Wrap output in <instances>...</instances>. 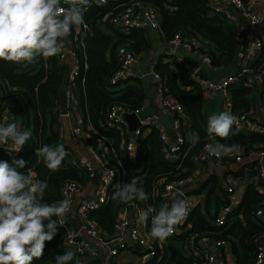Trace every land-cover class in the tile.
Wrapping results in <instances>:
<instances>
[{
  "label": "trees",
  "instance_id": "trees-1",
  "mask_svg": "<svg viewBox=\"0 0 264 264\" xmlns=\"http://www.w3.org/2000/svg\"><path fill=\"white\" fill-rule=\"evenodd\" d=\"M130 0H108L100 3L91 2L85 9V22L89 25L87 31H82L80 39L74 43L80 59L79 75L73 82L71 99L84 111V127L82 131L87 141L99 142L98 139L112 136L116 145L121 141L124 144L128 137L118 128H106V117L111 106L121 105L125 109H142L146 99V91L142 85L111 83V77L119 66L117 46L120 43L128 44L137 54L148 50L150 40L145 28L133 29L127 34L116 33V37L105 32L103 27L112 29L111 15L122 10ZM153 6L162 22V32L169 40L175 32L181 30L184 34L194 35L198 44L205 45L214 67L236 64L240 48L236 44L237 25L230 22L223 14L212 11L208 0H139ZM62 4L64 0H61ZM86 32V33H83ZM195 47V46H194ZM87 63V67L84 64ZM254 68L264 66V47L251 64ZM155 70L167 77L170 92L177 96L186 115L183 121L189 123V132H198L201 137L199 144L193 145L192 152L184 160L171 163L161 152L162 141L159 132L154 129L144 138H139L140 154L148 153L151 165L145 177L131 172L124 184L130 183L134 177L140 178L149 198L141 201L138 198L127 203L112 200V190L106 204L91 213V218L101 229L112 235L117 230L119 215L124 207L138 204L144 209L152 205L159 209L162 204L157 179L164 175L168 180L187 176L195 164L193 152H197L207 141V122L203 118L204 95L200 84L191 80L182 79L189 90L180 87L176 75L170 64L161 59ZM231 71V69H229ZM67 70L64 62L56 57L45 59L35 58L31 63H14L0 60V123L3 112L11 108L14 112L16 125L22 130H30L32 136L23 151L13 153L11 156L0 148V160L12 163L15 159H23L26 168L36 173V179L46 180L48 189L45 200L53 203L64 199L61 193L63 184L68 180H75L82 186L88 182V173L84 167L75 162L73 153L63 144V125L59 98L63 90ZM125 85V86H124ZM229 91L232 97V114L253 115L254 107L251 102L264 97L258 83L252 86L231 85ZM252 94V95H251ZM235 130V126H234ZM218 142L231 145L239 144L244 152L243 160L258 148H264V134L252 131L242 132L228 139ZM57 147L63 145L67 153L59 170L52 172L46 168L44 158L36 156V148L42 145ZM236 154V153H234ZM232 154V155H234ZM143 157V156H141ZM232 160V159H231ZM116 163V160L110 159ZM178 164H181L178 167ZM187 170V171H185ZM130 173V172H129ZM214 185L208 193L207 205L212 200L217 202L216 211L231 205L227 192L223 196L212 197ZM264 207V181L248 184L242 201L234 207L228 218L240 215L233 223L218 226L215 224L217 214L210 210L203 211L199 207L191 210L188 222L192 223L190 231L179 238L187 240L189 251H193L203 240L225 239L231 246L236 262L235 264H255L257 243L264 236V225L261 219L255 216V211ZM215 211V212H216ZM47 222H45L46 225ZM150 218L147 232L150 230ZM65 229L58 227V234L51 242H46L43 256L34 260L33 264H55L56 257L62 256L69 250L63 243ZM155 239V238H154ZM155 241H158L155 239ZM194 254H187L184 250L175 249L170 255L155 256L147 264H198ZM71 264H79L74 255ZM85 264H101L100 259L87 261Z\"/></svg>",
  "mask_w": 264,
  "mask_h": 264
},
{
  "label": "built area",
  "instance_id": "built-area-1",
  "mask_svg": "<svg viewBox=\"0 0 264 264\" xmlns=\"http://www.w3.org/2000/svg\"><path fill=\"white\" fill-rule=\"evenodd\" d=\"M106 2L108 0H100ZM259 3L264 5V0H259ZM61 6L67 7L66 4ZM208 6L212 11L223 14L230 22L237 25L236 32V44L241 49L240 52L245 53V59L242 61L239 69L236 72L228 73L224 77L213 79L210 77L203 76L201 69L196 66L190 60L176 56V61L181 65V77L184 80H191L197 82L209 92H220L224 97V109L232 113V97L229 91L231 85H246L252 86L254 83H258L264 92V66L254 68L251 64L257 58L260 50L264 47V12L258 10L255 7L254 1L248 0H208ZM240 18V19H239ZM145 23L151 28L157 29L162 32V22L157 10L147 4L144 1L130 0L125 4L124 8L111 15V27L116 33L127 34L133 29L145 28ZM85 26H79L80 30L87 31L89 25L85 22ZM163 33V32H162ZM80 39V32L76 33L71 39V43L77 42ZM171 47H173L172 53L177 52L178 49L191 50L194 46L201 47L198 44L197 38L191 34H184L181 30L175 32V34L168 40ZM69 51L64 48L59 58L62 62L68 61ZM117 55L119 60V66L111 77V83L117 84L123 82L130 77L133 70V64L137 61L136 52L126 43H120L117 46ZM206 61L211 64V60L208 54ZM87 67V63L84 64ZM71 67V66H70ZM68 69L67 75V103H72L71 93L73 82L79 75L80 65L76 64L72 68ZM155 77L159 84V90L161 91V104L162 107L171 111L175 114L174 116V127H175V141L169 143L168 139L162 134V150L164 153L170 154L172 160H182L186 158L193 150V145L189 143V123L183 121L186 113L179 103H173L169 98L164 95L165 86L164 78L159 73L155 74ZM70 111V108H69ZM125 113H134L139 116V126L128 136L127 142L124 144L125 151L131 153L135 148L139 147L138 139L153 123L154 116L145 114L141 115V109H125L119 104H115L110 107L106 123L107 126H119L122 125ZM69 112L66 114L68 115ZM63 115V114H61ZM239 122V130L242 132L256 131L264 134V108L262 109L261 115L256 117L255 114L250 115L249 113L236 115ZM14 112L11 108H6L3 112L2 120L0 124L13 123ZM188 129V130H187ZM75 132L83 133L82 128L78 127ZM205 144L197 151L193 152V160L195 164L211 163L213 166L221 167L227 162H241L243 160L244 152L240 151L234 155L222 156L216 158L210 156L205 151ZM3 149V148H2ZM97 167L95 168L90 160L78 159L77 164L84 167L88 173V180L92 179L96 172H101V187L99 192L95 195L92 200H88L81 205L80 217L82 225L80 229H75L70 222V213L72 212V205L70 211L66 216V225L62 226L65 229L64 235V246L69 251L75 253L79 264H85L89 260L99 259L95 253H87L90 246H96L99 244L107 249V256L105 262L102 264H115L117 259L130 249H133L138 254V259L132 264H147L155 256H162L167 253L164 249V242L155 241L147 232L148 220L144 221L140 219V211L144 209L141 205L134 204L137 210L136 215L128 213V208L122 209L121 215L118 219L117 230L114 234L109 235L105 233L101 227L91 218V213L97 209L102 208L109 197L112 190L116 189L117 184L123 185L125 177L128 175L127 168L122 164L113 163L110 161L109 153L105 150H97L94 153ZM256 156L259 161L254 166L252 178L256 181H264V148H258L253 151L249 157ZM232 159V160H231ZM178 164V167L181 166ZM98 170V171H97ZM234 180L229 177L228 182L231 183ZM190 178L187 176L176 177L168 180L166 176L161 175L157 179V186L160 190V197L162 203H168L169 205L173 202L174 197L177 193L182 194L183 199L187 201L189 214L193 209V204L190 200L189 193ZM85 186H82L75 180L66 181L62 188L61 193L63 198L65 194L67 197L73 200L74 196L81 191ZM233 192V187L229 188ZM234 208L232 205H227L217 213L215 218V224L218 226L228 225L232 219H229V213ZM188 214V216H189ZM188 216L178 226H176L174 234L170 237H177L181 240L186 247H188L187 240L179 238L182 234L188 231ZM255 216L262 218L264 216V207H260L255 211ZM53 217V220H56ZM144 221L146 231L142 232L141 222ZM151 223V220H150ZM60 227V226H58ZM68 230L71 231L72 237L69 240L66 236ZM82 232H85V238L82 239ZM169 237V238H170ZM201 242L193 248L190 254H194L198 260V264H217L221 256L220 249L228 246V242L225 239L217 238L212 240V243L206 249L202 248ZM166 247V244H165ZM255 264H264V236L257 243V254L255 258Z\"/></svg>",
  "mask_w": 264,
  "mask_h": 264
},
{
  "label": "clouds",
  "instance_id": "clouds-1",
  "mask_svg": "<svg viewBox=\"0 0 264 264\" xmlns=\"http://www.w3.org/2000/svg\"><path fill=\"white\" fill-rule=\"evenodd\" d=\"M91 2L100 0H0V60L14 63H31L37 57L45 59L62 53L64 42L74 27L85 26V9ZM235 126V130H234ZM236 115L223 111L212 114L207 121L205 151L216 158L241 151L239 144L218 142L238 134ZM32 136L15 123L0 124V148L10 156L20 153ZM201 142L198 132L189 133L190 145ZM36 156L44 158L47 169H60L67 153L63 145H42ZM26 168L23 159L12 163L0 160V264H33L43 256L46 242L58 234V226L66 225V216L72 200L67 197L53 203L45 200L49 187L46 180L36 179L32 169ZM182 194L177 193L173 202L162 203L159 209L148 205L140 211V219L151 220L149 235L165 242L174 234L176 226L188 216L189 208ZM149 198L143 182L134 177L130 183L117 184L112 200L119 203ZM56 217V220H53ZM45 222L46 225H45ZM66 236L70 240L72 233ZM75 253L65 252L56 257L55 264H71Z\"/></svg>",
  "mask_w": 264,
  "mask_h": 264
},
{
  "label": "crops",
  "instance_id": "crops-1",
  "mask_svg": "<svg viewBox=\"0 0 264 264\" xmlns=\"http://www.w3.org/2000/svg\"><path fill=\"white\" fill-rule=\"evenodd\" d=\"M254 1L255 7L264 12V5L259 3V0H248ZM224 2V0H222ZM240 19V18H239ZM145 29L147 31L148 38L150 40V47L148 50H142L137 54V61L133 64L132 74L128 79L124 81V84H135L142 85L146 91V99L143 108L141 109V115L149 114L154 116L153 123L148 127V129L143 133L141 138H144L148 133L152 130L156 129L159 132V136L161 139V135L163 134L169 143H173L175 141V127H174V116L175 114L171 111H167L162 107L161 104V91L159 90V84L155 77V74L158 73L155 70L156 64L163 59L165 62L170 64V68L173 73L176 75V78L180 84L182 89L189 90L190 87L185 86L182 83L181 77V65L176 61V56L185 58L193 62L196 66L201 69V74L206 77H210L213 79H218L224 77L228 73L236 72L242 61L245 59V53L240 52L238 56V60L236 64H232L221 67H214L209 62L206 61L208 50L205 45L201 47H193L191 50L186 49H178L176 54L170 53L173 50V47L170 46L169 41L165 37V35L157 30L151 28L148 24L145 23ZM103 30L112 36L115 34L111 33V29L103 27ZM80 32V27H74L70 32L69 36L66 38L64 44L65 48L69 51L68 53V61L64 62L65 68L67 70L66 79L63 86V90L67 91V75L69 67L72 68L76 64L80 63L79 55L77 54L76 49L73 47L71 43V39L73 36ZM86 33V32H83ZM117 36V35H116ZM174 51V50H173ZM231 69V71L229 70ZM161 74V73H160ZM164 86L165 92L164 95L169 98L173 103H179L180 101L176 95L170 92L169 87L167 85V77L164 75ZM124 85V86H125ZM203 89L204 95V110H212L214 106H216V110L225 111L224 109V97L220 92H209ZM62 90V91H63ZM67 93V92H66ZM252 95V94H251ZM254 107L253 113L256 117L261 115L262 109L264 108V97L261 95L259 100L256 102H251ZM69 114L61 115V122L63 125V144L73 153V157L75 162L78 159L84 158L90 160L92 165L96 168L97 162L95 160L94 153L97 150H105L109 153L110 159L116 160L117 164H122L127 168L128 175L125 177V180L130 176L131 172H136L140 174L139 176L145 177L147 172L150 170L151 160L148 153H141L140 148H135L131 153L125 151V146L123 142H119L116 145V141L112 136L104 137V139H98L99 142L93 141L92 143L88 142L86 139L85 133L75 132L78 127H84V111L77 106L75 102H69ZM205 120V119H204ZM135 122V120H134ZM13 123H16L13 121ZM186 123H188L186 121ZM106 128H118L125 136H130L134 131L133 128H130L129 122H124L119 126H110L106 125ZM189 128V126H188ZM188 130V129H187ZM190 132L188 131V134ZM139 137V138H140ZM162 141V139H161ZM139 142V141H138ZM166 160H169L171 163H177L180 160H172L170 154L164 153L162 150V144L160 148ZM143 156V157H141ZM259 159L256 156H251L245 158L241 162H227L223 166H213L211 163L199 164L197 163L190 169L191 171L187 173L190 178L189 184V193L190 200L193 204V209L199 207L204 212L207 209L210 210V213H218L216 211L217 202L212 200L210 206L207 205L208 201V193L211 190L212 185H214V192L212 197L223 196L226 192L227 196L230 197L231 205L234 207H238L239 203L242 201V198L245 194V190L250 183H256L257 181L252 178V173L254 171V166L258 163ZM144 166L143 171L137 172ZM98 171V170H97ZM187 171V170H185ZM101 172H96V175L88 180L85 187L79 191L72 200V212L70 213V222L75 229H80L82 225V220L80 217L81 205L82 203L92 200L95 195L99 192L101 187ZM231 177L234 181L231 183L233 187V192L229 190L231 185L228 182V178ZM124 180V182H125ZM124 185V184H123ZM128 213L131 215L137 214V209L132 205H129ZM125 208V207H124ZM123 208V209H124ZM216 211V212H215ZM122 212V211H121ZM121 215V213H120ZM119 215V217H120ZM240 215L234 216L230 221V224L233 223ZM261 219V224L264 225V216ZM188 231L192 228V223L188 222ZM142 227L141 231L145 232V223L141 222ZM82 239L85 238V232H82ZM173 240H179L177 237H170L164 242V249L170 255V242ZM181 241V240H179ZM183 243V242H182ZM212 240H203L201 244H203L202 248L206 249L210 246ZM166 244V247H165ZM96 246H90L88 248L87 253H95L98 255L101 260V264L106 259L107 249L99 244H95ZM184 250L187 254L190 253L189 247H186L184 243L182 247H176L174 245V250ZM173 250V251H174ZM172 251V252H173ZM221 256L217 264H235V254L231 248V246H226L220 249ZM138 259V254L135 250L130 249L122 253V255L117 259L115 264H132L136 262Z\"/></svg>",
  "mask_w": 264,
  "mask_h": 264
},
{
  "label": "water",
  "instance_id": "water-1",
  "mask_svg": "<svg viewBox=\"0 0 264 264\" xmlns=\"http://www.w3.org/2000/svg\"><path fill=\"white\" fill-rule=\"evenodd\" d=\"M59 108H60L61 114L63 115H66L69 112V106L67 103V93L65 92V90H63L60 94ZM123 117L126 122H129L130 128H133L135 130L139 126L140 119L137 114L125 113Z\"/></svg>",
  "mask_w": 264,
  "mask_h": 264
},
{
  "label": "rangeland",
  "instance_id": "rangeland-1",
  "mask_svg": "<svg viewBox=\"0 0 264 264\" xmlns=\"http://www.w3.org/2000/svg\"><path fill=\"white\" fill-rule=\"evenodd\" d=\"M111 33L112 34H115V31L111 29ZM114 37H116V35ZM220 112H223V111H220L219 109L216 110V106H214V108L212 110H209V111L208 110H204L203 111V118L207 122L210 115H212V114H219ZM134 169L137 172H141V171H143L144 166L140 170H137L136 168H134ZM182 244H183L182 241L173 240L172 242H170V252L172 253V251L174 250V245H176V247H178V246L179 247H182Z\"/></svg>",
  "mask_w": 264,
  "mask_h": 264
}]
</instances>
